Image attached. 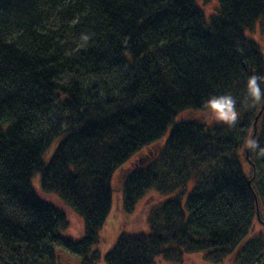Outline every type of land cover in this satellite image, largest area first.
<instances>
[{"label": "trees", "instance_id": "1", "mask_svg": "<svg viewBox=\"0 0 264 264\" xmlns=\"http://www.w3.org/2000/svg\"><path fill=\"white\" fill-rule=\"evenodd\" d=\"M209 1L0 0V264H56L59 248L94 258L114 174L169 130L124 179L121 211L132 213L149 191L169 199L148 210L149 233L118 236L104 264H178L195 253L221 264L255 219L264 264V157L246 147L251 135L264 146V102L241 103L248 77L264 75L246 37L255 28L264 35V0H216L206 17L199 3ZM228 93L240 113L235 127L174 123ZM34 176L82 220L79 242L63 236L68 223L38 197Z\"/></svg>", "mask_w": 264, "mask_h": 264}, {"label": "rangeland", "instance_id": "2", "mask_svg": "<svg viewBox=\"0 0 264 264\" xmlns=\"http://www.w3.org/2000/svg\"><path fill=\"white\" fill-rule=\"evenodd\" d=\"M203 9L206 17L215 13L217 8L216 0H210L207 4L199 3ZM246 37L253 41L260 49L264 60V35H262L258 28L253 29L252 32L246 33ZM180 122H195L201 125L210 126L216 121L210 116L206 115L204 111H184L180 113L175 119L174 123ZM170 131V130H169ZM166 136L159 142L150 147L143 149L141 152L135 154L129 161H127L120 169L116 171L113 176L111 188H112V208L105 221L102 230L99 233L101 243L92 249V253L95 252V257L90 258L89 261H83L79 256H73L68 254L63 249L56 250L57 261L56 264H104V257L114 244L116 238L120 235H138L148 234L149 228L147 224L148 210L161 204L169 199V197H159L155 192L149 191L145 196L137 202L134 211L130 214H125L121 211V188L124 179L127 175L138 167L147 163L151 157L157 153L161 148L163 142L168 136ZM63 140V137H59L51 144L48 150L42 155V163L47 164L57 147ZM244 150L240 153V166L245 178H249L250 164L244 159ZM32 186L37 193L38 197L45 203L59 209L65 217L68 223V229L64 232L63 236L77 243L80 241L83 235V222L82 220L69 208L65 207L60 200L54 195L43 194L38 187L37 176L32 178ZM193 184L190 183L187 187L189 192L192 189ZM260 193V192H258ZM261 194V193H260ZM185 198L182 200L181 208L184 209ZM262 219L264 221V213L262 212ZM262 232V226L259 225L258 220L253 221V229L247 238L242 242L238 250L230 257L225 259L221 264H257L256 260L260 256L262 243L257 242L259 234ZM245 248V249H244ZM244 249V250H243ZM243 250V251H242ZM155 264H172L168 263L161 258H157ZM178 264H209L203 261L201 253L184 254L183 259Z\"/></svg>", "mask_w": 264, "mask_h": 264}, {"label": "clouds", "instance_id": "3", "mask_svg": "<svg viewBox=\"0 0 264 264\" xmlns=\"http://www.w3.org/2000/svg\"><path fill=\"white\" fill-rule=\"evenodd\" d=\"M94 33H81L80 39L83 46L92 39ZM264 75L252 74L248 77L246 83V91L242 104L249 108L259 105L264 102ZM206 115H210L214 121L222 123L229 128L235 127L240 118V113L237 110V99L230 93L223 95H212L204 103ZM246 147L253 152H256L258 157H264V146L261 145L259 139L255 135H251L246 140Z\"/></svg>", "mask_w": 264, "mask_h": 264}]
</instances>
